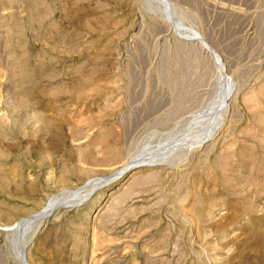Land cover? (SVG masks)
Masks as SVG:
<instances>
[{"label": "rangeland", "instance_id": "obj_1", "mask_svg": "<svg viewBox=\"0 0 264 264\" xmlns=\"http://www.w3.org/2000/svg\"><path fill=\"white\" fill-rule=\"evenodd\" d=\"M24 261L264 264V0H0V264Z\"/></svg>", "mask_w": 264, "mask_h": 264}, {"label": "bare ground", "instance_id": "obj_2", "mask_svg": "<svg viewBox=\"0 0 264 264\" xmlns=\"http://www.w3.org/2000/svg\"><path fill=\"white\" fill-rule=\"evenodd\" d=\"M136 163V162H135ZM139 163V162H138ZM137 163V164H138ZM129 164H127V166H128ZM132 165V163L130 164V166ZM126 168V166L125 167H123L121 170L123 171V169L124 170H126L125 169ZM119 171V173L120 172H122V171ZM118 173V174H119ZM115 175H117V174H115ZM118 176V175H117ZM116 177V176H115ZM86 188V187H85ZM95 188V187H94ZM81 190V189H80ZM79 190V191H80ZM81 192H82V190H81ZM81 192L79 193V194H81ZM92 192V189H90V192H89V194ZM75 194H77V192L76 193H74V194H72V195H70V196H63V197H61V198H58L57 200H55V201H53L52 203H54V205L56 204L55 202H57V205H58V203L59 204H74V201L75 200H79L78 198L80 197L79 195V197L76 199V197L77 196H75ZM88 193L86 194V195H84V196H88L89 195ZM83 196V197H84ZM82 199V198H81ZM80 199V200H81ZM52 203H50V204H52ZM76 203H77V201H76ZM50 204H48V207L46 208V209H43V211L41 212L40 211V213L39 214H37V215H32V216H29V217H27V218H24V220H21L18 224H17V226L15 227V228H17V227H19L18 228V230L17 231H11V232H13L12 234L15 236V234L16 233H18L19 232V235L18 236H20L21 238H26L27 236L25 235V234H28V233H31L32 234V232H31V230H33V228H35L36 226H34V225H37V227L39 226L38 224H40L41 222H42V218L44 217L45 218V215L48 213V212H50V211H52V207H53V204L50 206ZM56 207V206H55ZM54 208V207H53ZM50 214V213H49ZM47 217V216H46ZM44 218H43V221H44ZM37 221H39V223L37 222ZM38 223V224H35V223ZM34 226V227H33ZM40 227V226H39ZM35 230L36 229H34V233H33V235L35 234ZM31 234H29V237L30 236H32ZM12 236V235H11ZM33 237V236H32ZM21 240V239H20ZM28 240V239H27ZM29 240H30V238H29ZM28 240V241H29ZM24 245V244H23ZM23 245H21L22 247H23ZM21 251V250H20ZM19 251V253H21ZM23 252H24V249H23ZM22 254V253H21ZM18 257L20 258H22V260H24L25 258H24V254H22L21 256H20V254L18 255ZM20 258V259H21ZM21 261V260H20ZM26 261V260H25ZM24 261V262H25ZM22 262V261H21ZM26 263V262H25ZM23 264V263H22ZM27 264V263H26Z\"/></svg>", "mask_w": 264, "mask_h": 264}]
</instances>
